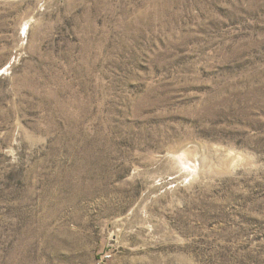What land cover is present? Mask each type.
<instances>
[{"label":"rangeland","instance_id":"1","mask_svg":"<svg viewBox=\"0 0 264 264\" xmlns=\"http://www.w3.org/2000/svg\"><path fill=\"white\" fill-rule=\"evenodd\" d=\"M0 264H264V0H0Z\"/></svg>","mask_w":264,"mask_h":264},{"label":"bare ground","instance_id":"2","mask_svg":"<svg viewBox=\"0 0 264 264\" xmlns=\"http://www.w3.org/2000/svg\"><path fill=\"white\" fill-rule=\"evenodd\" d=\"M179 157H183V154L180 153V154H179ZM200 162H201V166H205L206 163H207V159L205 160V157L202 156V157L200 158Z\"/></svg>","mask_w":264,"mask_h":264},{"label":"built area","instance_id":"3","mask_svg":"<svg viewBox=\"0 0 264 264\" xmlns=\"http://www.w3.org/2000/svg\"><path fill=\"white\" fill-rule=\"evenodd\" d=\"M102 257H108V255H103Z\"/></svg>","mask_w":264,"mask_h":264}]
</instances>
